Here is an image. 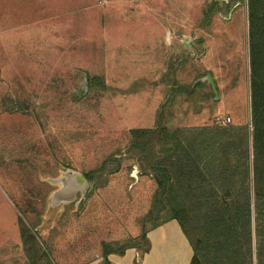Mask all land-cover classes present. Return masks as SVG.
Listing matches in <instances>:
<instances>
[{
	"label": "rangeland",
	"instance_id": "rangeland-1",
	"mask_svg": "<svg viewBox=\"0 0 264 264\" xmlns=\"http://www.w3.org/2000/svg\"><path fill=\"white\" fill-rule=\"evenodd\" d=\"M175 2L183 28L168 32L152 22L167 8L139 0H0V264H87L153 226L155 183L127 154L130 130L250 123L248 0ZM112 156L105 187L49 211L66 170ZM170 232L157 263L184 256Z\"/></svg>",
	"mask_w": 264,
	"mask_h": 264
},
{
	"label": "trees",
	"instance_id": "trees-1",
	"mask_svg": "<svg viewBox=\"0 0 264 264\" xmlns=\"http://www.w3.org/2000/svg\"><path fill=\"white\" fill-rule=\"evenodd\" d=\"M248 11L250 123L130 130L127 154L155 183L146 216L155 223L120 248L103 242L104 264L129 249L148 254V233L170 221L193 251L190 264H264V0H248ZM113 157L83 174L90 185L105 187L120 170ZM36 240L33 230H22L32 252Z\"/></svg>",
	"mask_w": 264,
	"mask_h": 264
},
{
	"label": "crops",
	"instance_id": "crops-1",
	"mask_svg": "<svg viewBox=\"0 0 264 264\" xmlns=\"http://www.w3.org/2000/svg\"><path fill=\"white\" fill-rule=\"evenodd\" d=\"M140 3L143 2L145 7L150 6V10H152V6H158L162 9V7H166L167 10L163 13H157L159 10H157V12L153 13V21L155 24L159 25V27H157V30L160 31H174V30H179L182 29L183 27L179 26V23L181 22V18H177V15L173 12V8L177 7L178 4L175 2V0H158L159 3L157 4H147L145 3L147 0H139ZM131 3V2H130ZM134 5V4H132ZM140 6V4H139ZM185 19H182L184 21H182L183 23H186V21L189 19L187 15H184ZM170 228L172 232L170 233H176L173 234V236H175V239H177L179 237V239H177V241L183 245V251L184 256L181 259V262L179 263V261L177 260H173V259H168L163 257V253L160 252V255L158 257V260L160 262H156L155 261V255L157 253V245L158 243H160L162 241V238L164 237L162 231ZM178 234V235H177ZM148 240L150 242V251L148 254H144L141 255L140 252H138L136 249H129L125 252V254L123 256H118V255H110L107 258V261L109 262V264H163V262H165L166 260L169 261L170 264H190L192 257H193V251L188 243V241L186 240V238L184 237V235L182 234V231L178 225V223L176 221H170L168 223H166L165 225L152 230L148 233L147 235ZM174 239V240H175ZM162 244V243H161ZM163 252V251H162ZM171 256V255H169ZM171 258V257H169ZM163 260V261H162ZM172 262V263H171ZM87 264H104V259L102 258V256L95 260L92 261L90 263Z\"/></svg>",
	"mask_w": 264,
	"mask_h": 264
},
{
	"label": "water",
	"instance_id": "water-1",
	"mask_svg": "<svg viewBox=\"0 0 264 264\" xmlns=\"http://www.w3.org/2000/svg\"><path fill=\"white\" fill-rule=\"evenodd\" d=\"M208 81L211 84L214 91L216 88L212 81L211 76H208ZM54 185L58 186V189L54 191L50 196V209L54 212L60 211L63 206L73 203L76 200L77 194H80V204L86 197L90 190V183L85 176L81 173L66 170L62 176L57 178Z\"/></svg>",
	"mask_w": 264,
	"mask_h": 264
},
{
	"label": "built area",
	"instance_id": "built-area-1",
	"mask_svg": "<svg viewBox=\"0 0 264 264\" xmlns=\"http://www.w3.org/2000/svg\"><path fill=\"white\" fill-rule=\"evenodd\" d=\"M229 121V120H228Z\"/></svg>",
	"mask_w": 264,
	"mask_h": 264
}]
</instances>
